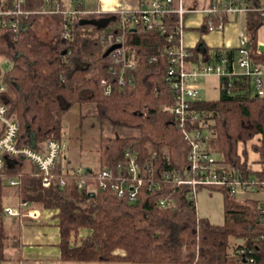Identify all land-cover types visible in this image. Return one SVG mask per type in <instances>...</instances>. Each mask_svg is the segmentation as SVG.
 I'll return each mask as SVG.
<instances>
[{"label": "trees", "instance_id": "1", "mask_svg": "<svg viewBox=\"0 0 264 264\" xmlns=\"http://www.w3.org/2000/svg\"><path fill=\"white\" fill-rule=\"evenodd\" d=\"M43 6L42 0H28V9ZM41 17L58 26L62 22L61 15H31L26 31L16 37L7 27L0 28V58L11 64L7 72L0 70V103L18 122L16 145L39 149L49 139L63 140L64 115L74 105L86 103L95 107L100 120L138 130V134L102 136L97 149L99 168L84 170L82 189L77 186V167L70 166L66 157L55 163L48 186L42 184V174L30 161L18 157L11 165L6 163L0 174V211L7 187L14 189V205L27 202L34 209L51 211L57 219L60 263L264 264V224L257 199H238L227 187L217 188L224 193L225 209L224 224L219 225L199 215L190 185H178L167 177L169 172H184L187 150L174 116L162 109L174 102L165 81L166 35L155 28L127 29L126 44L137 60L136 67L126 73L132 82L120 85L121 65L105 55L107 47L101 40L106 27L82 24L81 20L92 17L78 16L72 21L69 39L58 32L44 40L34 30ZM170 19L175 22L176 16ZM246 21L251 55L264 65V49L258 44L264 16L251 13ZM224 55L233 59L238 48L209 47L203 55L195 51L194 59L217 61ZM105 83L111 86L109 94ZM232 91L229 94L221 88L219 99L196 101V107L205 109L213 121V150L245 180L253 179L263 187L264 95L255 94L252 80L244 76L233 80ZM256 136L261 137V144L254 147L260 156L257 170L240 152V145ZM129 150L137 152L141 165L147 166L133 200L111 189L128 174ZM105 170L112 172V178L102 176ZM5 179H14L16 184L6 185ZM102 183L108 188L103 189ZM167 197L175 201L174 207L160 205V199ZM81 229L89 233L77 240ZM233 239L243 242L235 245ZM20 249L19 228L10 230L0 216V264H20Z\"/></svg>", "mask_w": 264, "mask_h": 264}, {"label": "built area", "instance_id": "2", "mask_svg": "<svg viewBox=\"0 0 264 264\" xmlns=\"http://www.w3.org/2000/svg\"><path fill=\"white\" fill-rule=\"evenodd\" d=\"M44 6L38 9H28V0H0V28L7 27L15 35L26 31L28 18L31 15H61L62 22L59 25V33L62 38L71 37L72 21L78 16H91L92 18H115L107 26L101 40L107 49L119 44L110 56L116 64H120L119 84L126 85L132 82L131 76L126 73L136 67V56L126 44L127 29H142L144 31L157 29L162 35H166L169 45L166 47L169 56V64L165 75V81L173 92V104L165 106V111L174 116L185 142L186 168L183 173L173 171L167 173V177L178 185L187 184L192 187L193 199H197L198 190L202 187L224 188L231 190L238 199L254 198L253 193H260L259 201L260 220L264 224V186L255 180H245L241 172L229 167L222 159L221 154L212 147V119L205 109L196 107L200 89L195 84L201 77L218 76L226 81L220 87L233 94V80L236 77H248L252 80L253 92L264 95V65L256 63L249 48V37L241 33V44L238 47V55L230 59L228 55L221 56L217 61H196L195 51L200 55L206 53L209 47L202 44L190 47L184 41L186 30L185 17L188 14L199 13L202 15L201 31L209 33L223 31L231 18H246L248 14L260 13L264 16V0H204L199 6L197 0H136L133 6L123 9H109L101 3L96 9L84 6L86 0H42ZM63 5V6H62ZM176 16V21L170 19ZM174 23V32L170 28ZM153 61L157 62V58ZM231 62V64H230ZM232 66V68L230 67ZM106 85V94L111 93V86ZM3 85H0V89ZM7 107L0 103V174L5 169L7 160L13 163L16 159L24 158L30 161L42 174V184L48 186L51 183L52 169L59 158L64 159L63 140L49 139L41 144L39 149L29 146L16 145L19 125L11 116L7 115ZM215 155H218L217 157ZM126 170L128 174L122 177L121 184L114 183L111 189L118 196L127 195L133 200L138 194V189L143 183L142 172L147 166H142L139 155L134 151H127ZM64 165V163H63ZM65 169L63 168L62 173ZM79 179V189L85 186L84 170L77 167L74 171ZM104 177L113 176L110 170L102 173ZM10 185H15L16 180L8 179ZM60 185L64 180L60 179ZM264 185V182L262 183ZM102 188L107 189V183H102ZM89 191L92 189L88 188ZM160 205L164 208H172L176 205L170 198L160 199ZM5 216L23 219H37L39 213L29 203L23 202L19 206H5Z\"/></svg>", "mask_w": 264, "mask_h": 264}, {"label": "rangeland", "instance_id": "3", "mask_svg": "<svg viewBox=\"0 0 264 264\" xmlns=\"http://www.w3.org/2000/svg\"><path fill=\"white\" fill-rule=\"evenodd\" d=\"M95 5H99L101 0H92ZM199 6H202L204 0H197ZM109 9H123L134 5L133 0H106L102 3ZM231 18L226 23L224 29L225 44H231L233 47H239L242 38L240 32L247 35V21L246 19L239 20ZM35 33L44 40H50L54 34L59 32V26L55 21L48 19V17H41L35 24ZM190 36L187 38L200 37V32L195 30L188 31ZM225 38V39H224ZM212 40H218L216 33H207L202 37V40L207 44H211ZM222 40V42H223ZM11 67L10 62L6 58H0V70L2 73L7 72ZM197 86L200 88L199 98L201 100H217L221 95L220 78L218 76H205L201 77ZM3 88V87H2ZM165 106L162 107L165 111ZM158 130L157 134H160ZM162 131V130H161ZM138 130L115 127L110 125L105 120H100L95 113V107L92 104L86 103L82 106L74 105L69 111L66 112L63 118V153L62 156L69 160L70 166L80 167L85 170L86 168H92L98 170L99 168V154L97 149L100 144L102 136H131L137 135ZM260 136H256L252 140L240 145V152L242 153V159L247 161L251 166L255 165V168L259 167V153L255 151V145H260ZM216 157L218 155H215ZM4 184L8 185V179L4 180ZM12 195H14V189L5 188L3 191V198L1 201V214L3 224L9 228H16L18 225L17 219L10 216H5L3 209L5 206H15ZM253 197L261 198L263 195L260 193H253ZM197 208L199 215L209 218L215 224H224V193L216 188L202 187L197 193ZM242 240L233 239V243L238 245L242 243ZM191 264H197L196 261Z\"/></svg>", "mask_w": 264, "mask_h": 264}, {"label": "crops", "instance_id": "4", "mask_svg": "<svg viewBox=\"0 0 264 264\" xmlns=\"http://www.w3.org/2000/svg\"><path fill=\"white\" fill-rule=\"evenodd\" d=\"M133 1L135 3L136 0ZM84 6L88 7L89 9H96L98 7V5H95L92 0H86L84 2ZM237 20L238 22H236L235 24L241 23L239 22L240 18ZM185 22L186 30L184 34V41L187 46L193 47L200 43L210 48H238L233 47L231 44H225V40H223L224 30L209 32L216 33L218 36V40L211 39V44H207L205 41H203L202 37L207 33H202L201 31L200 25L202 22V15H200L199 13L188 14L185 17ZM190 30L200 32L201 36L195 37V35H192V38H187L188 36H190V33L188 32ZM241 33L242 31L240 32V37ZM258 44L260 46H264V25L261 26L258 31ZM252 165V168L256 170L261 168V165L259 163L258 168H255L254 164ZM250 197H253L252 194L250 195ZM36 210L39 213V217L37 219H23V221H21L20 219L16 218L18 222L17 227L10 229L12 231H15L17 228H19L21 239L20 264H88L75 262L60 263V250L58 246L60 238L57 227V219L53 218V213L51 211L40 209ZM88 233L89 231L87 229H81L78 233L77 240L85 237ZM12 252L13 250H9V253Z\"/></svg>", "mask_w": 264, "mask_h": 264}, {"label": "water", "instance_id": "5", "mask_svg": "<svg viewBox=\"0 0 264 264\" xmlns=\"http://www.w3.org/2000/svg\"><path fill=\"white\" fill-rule=\"evenodd\" d=\"M115 18L113 17H109V18H101V19H96V18H91V19H83L81 20L82 24H91V25H95L99 28H105L112 20H114ZM121 45L116 44V45H112L111 47H109L105 53L106 56L110 55V53L120 47ZM261 49H264V46L261 45L260 46ZM8 165H11L13 162L10 160H7Z\"/></svg>", "mask_w": 264, "mask_h": 264}]
</instances>
